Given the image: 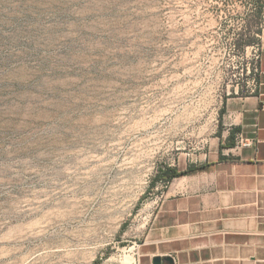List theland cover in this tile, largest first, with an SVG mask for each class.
Returning <instances> with one entry per match:
<instances>
[{"label": "rangeland", "instance_id": "1", "mask_svg": "<svg viewBox=\"0 0 264 264\" xmlns=\"http://www.w3.org/2000/svg\"><path fill=\"white\" fill-rule=\"evenodd\" d=\"M263 53L257 0H0V264H146L162 171Z\"/></svg>", "mask_w": 264, "mask_h": 264}, {"label": "crops", "instance_id": "2", "mask_svg": "<svg viewBox=\"0 0 264 264\" xmlns=\"http://www.w3.org/2000/svg\"><path fill=\"white\" fill-rule=\"evenodd\" d=\"M176 170L187 172L151 202L140 243L145 263L264 264V53L255 91L229 98Z\"/></svg>", "mask_w": 264, "mask_h": 264}, {"label": "trees", "instance_id": "3", "mask_svg": "<svg viewBox=\"0 0 264 264\" xmlns=\"http://www.w3.org/2000/svg\"><path fill=\"white\" fill-rule=\"evenodd\" d=\"M257 2L260 4L261 9H264V0H257ZM187 171H177L176 169L167 167L162 171V173L165 175V178L167 180V183L175 176L179 174H183Z\"/></svg>", "mask_w": 264, "mask_h": 264}, {"label": "built area", "instance_id": "4", "mask_svg": "<svg viewBox=\"0 0 264 264\" xmlns=\"http://www.w3.org/2000/svg\"><path fill=\"white\" fill-rule=\"evenodd\" d=\"M259 59L261 60V56L258 55L257 56V60H259ZM248 72H251V69L250 68H249V71ZM257 72H259V67L258 66H255V68H254V74H256ZM243 143L246 144V145L249 144L247 141H243Z\"/></svg>", "mask_w": 264, "mask_h": 264}, {"label": "water", "instance_id": "5", "mask_svg": "<svg viewBox=\"0 0 264 264\" xmlns=\"http://www.w3.org/2000/svg\"><path fill=\"white\" fill-rule=\"evenodd\" d=\"M161 263H162L161 258H155L154 259V264H161Z\"/></svg>", "mask_w": 264, "mask_h": 264}]
</instances>
